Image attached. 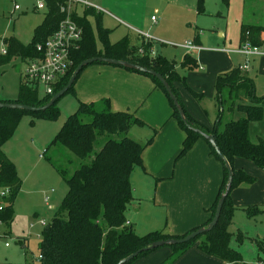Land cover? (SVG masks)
Segmentation results:
<instances>
[{
	"label": "trees",
	"instance_id": "1",
	"mask_svg": "<svg viewBox=\"0 0 264 264\" xmlns=\"http://www.w3.org/2000/svg\"><path fill=\"white\" fill-rule=\"evenodd\" d=\"M223 1L226 5H229L230 0ZM45 3L44 19L35 28L30 43L25 44L14 36L4 38L7 53L0 55L1 64L8 62L14 56H19L26 62L28 59H34L42 55L36 46L38 43H45L57 30L59 23L66 15L61 11V7L67 5L66 0H45ZM198 3V10L204 12V0H198ZM92 16L96 17L97 34L93 23L90 21ZM73 18L83 27L84 36L80 48L72 53V66L56 84L53 94H41L38 87L30 86L22 80L16 99L0 98V101L19 102L32 106L45 105L54 94L68 83L74 70L83 60L96 56L128 60L161 73L183 105L193 127L199 128L208 134H215L218 146L233 168L234 179L217 225L211 231L187 243L169 245L172 248L171 253L160 264H173L193 246H197L207 255L222 260L225 264H249L243 259L240 252L231 247L230 243L233 236L231 228L234 223V214L236 209L239 208L232 200V192L241 186L253 185L257 181L256 177L244 170L235 169L233 166L234 160L235 158L251 159L264 170V140L260 139V141L254 142L250 133L251 123L260 121L264 117V95H257L254 79L244 73L240 67H234L227 72L219 73L215 84L219 112L213 125L207 126L187 111L179 96L175 83L186 82V77L179 73V62L176 59H169L162 54L151 56L152 43L149 41L142 43L141 48H143L144 53H140L139 48L136 46L130 48L128 37H123L112 43L110 41L111 30L104 27L102 16L97 14L93 7H85L81 14L75 10ZM98 42L101 46L98 45ZM245 42L264 48V25L242 23L240 43ZM180 65L185 69L199 67L197 60L189 54H185ZM131 71L150 77L155 86L163 90L168 97L173 108V117L185 134L181 151L176 160L189 153L199 139H204L209 144L210 153L222 161L216 150L203 136L185 125L160 80L147 73L136 70ZM76 81L68 92L75 91ZM225 88H228L230 93L233 94L232 98L234 97L229 108L230 112L233 113L235 109H238L243 111L246 116L232 119L226 123L224 129H220L224 102L222 91ZM191 91L195 98L203 99L202 93ZM241 99H247L250 102L248 104H237L236 101ZM57 101L44 111L33 112L0 108V189L8 190L6 196L0 197V205H3L0 209V222L10 224L13 221L15 215L14 204L23 185L16 165L6 155L2 146L13 135L25 112L44 113L56 119L59 113L56 108ZM134 125L142 126L146 125V122L135 113L114 111L111 108L109 98L89 103L81 101L76 112L67 117L56 135L55 143L66 147L77 157L85 159L90 156L100 136H108V139L101 149L96 152L90 163L82 164L65 178L68 192L62 201L61 209L44 226L41 232L42 239L39 245L41 257L28 264H117L121 259L154 241L185 237L188 233L197 229L194 228L182 235L172 234L166 229L139 235L132 224H127L126 212L135 199L131 175L138 167L145 169L144 152L154 140V137H152L147 143H141L127 136ZM115 135L122 137H111ZM227 179L228 170L224 166V175L219 193L213 205L207 209L211 215L204 225L213 219ZM160 180V178L157 179V181ZM258 206L264 207V205L246 207L250 217L264 212L263 210L259 211ZM240 207L245 209V206ZM63 213H66L67 216L64 217ZM241 237L242 234L238 233V239H241ZM154 250L144 251L127 264Z\"/></svg>",
	"mask_w": 264,
	"mask_h": 264
},
{
	"label": "rangeland",
	"instance_id": "2",
	"mask_svg": "<svg viewBox=\"0 0 264 264\" xmlns=\"http://www.w3.org/2000/svg\"><path fill=\"white\" fill-rule=\"evenodd\" d=\"M87 1L101 5L129 25L149 32L155 41L154 54H162L179 62L178 71L186 77V82H176L175 87L187 111L207 126L213 125L219 112L215 89L219 73L246 65L247 68H244L243 72L254 79L257 95H264V56L250 58L248 61L247 57L237 50L241 45L239 35L242 22L264 25V0H230L229 5L223 0H204V12L198 10V0ZM37 2L38 0H0V55L5 54L3 50L7 49L4 43L6 37L14 36L25 44L32 41L34 30L42 23L46 12V9L36 7ZM16 5H19V9L15 8ZM90 20L97 34L96 17L92 16ZM103 23L104 27L113 30L110 34L112 43L128 35L129 47L136 46L140 50L142 43L148 40L114 19L104 18ZM220 29L227 34L226 38L220 37L218 33ZM185 40L197 45L199 41L202 48L188 51L180 46L162 45L163 41L183 43ZM98 45L101 46L100 42ZM185 54L195 58L199 67L183 68L180 62ZM103 65L104 63H93L85 67L76 81L75 91L66 93L57 101L56 108L59 113L56 119L44 113L25 112L13 135L3 144L2 148L16 165L23 185L14 204L13 221L10 224L0 222V264H28L38 259L42 229L58 214L68 192L65 178L82 164L90 163L108 139V136H100L93 153L85 159L77 157L66 147L55 143L56 135L67 117L79 108L80 81H86V75L91 70ZM25 68L26 63L19 56L0 63V97L18 96L21 78L25 79ZM148 78L153 82L150 77ZM90 82L91 85L98 86L105 83V80L97 78ZM191 90L202 93L203 99L195 98ZM40 93H43L42 89ZM232 96L228 88L222 91L224 102L220 129H224L228 121L246 116L238 109L230 112L229 108L234 98ZM249 102L247 99L236 101L237 104ZM137 106L125 108L124 111L134 113ZM147 106V100L139 101L140 109L137 116L141 119L145 116L140 112ZM155 107L152 105V109L146 115L151 120L156 118ZM156 129L152 124L143 127L134 125L127 136L147 143L152 137L155 138ZM250 133L254 142L264 140V117L251 123ZM217 160L224 170L223 162ZM233 166L256 177L257 181L249 187L240 188L245 190L241 198L245 209L239 207L235 211L230 245L240 252L249 264H264V212L250 217L246 209L247 206L264 205V170L247 158H235ZM146 173V168L143 170L141 167L132 173L131 183L135 199L126 212L139 235L155 230H168L165 226L168 220L167 207L166 204L158 202V197L170 198L172 203L174 201L172 197L178 196H175L174 192L172 196L167 189H160L159 192V188L156 187L158 178L155 176L151 178V175ZM180 186L178 183L175 190ZM46 197H49L48 201ZM258 210L264 211V207L258 206ZM63 216L67 214L63 213ZM238 233L242 234L241 239H238ZM166 250H172L171 246L159 247L130 264H160L166 256L156 261ZM196 252L200 254L199 251ZM216 262L224 264L221 260ZM182 264H197L196 255H189Z\"/></svg>",
	"mask_w": 264,
	"mask_h": 264
},
{
	"label": "crops",
	"instance_id": "3",
	"mask_svg": "<svg viewBox=\"0 0 264 264\" xmlns=\"http://www.w3.org/2000/svg\"><path fill=\"white\" fill-rule=\"evenodd\" d=\"M94 5L99 8H96V13L102 16L103 22L104 18L108 17L118 21L120 24L126 25L125 27L133 30L142 38L144 37L140 35L137 30L150 35L149 32L144 31L143 29L129 25L124 20H122V18L116 16L111 11H108L105 7L102 8L101 5L98 4ZM84 8L85 6L80 4L77 6L76 10L81 14L83 13ZM152 19H154V17H152ZM108 28L112 33V28ZM218 33L220 34L221 38H226L227 34L221 29L218 30ZM198 34H200V32ZM127 36L128 35L124 37ZM147 41L152 43L151 56H156V54L152 55L155 41H153V39H148ZM197 43L199 46H202L199 41H197ZM168 44L173 47H177L175 44L181 43L172 41L162 42V45ZM219 50H221V48ZM245 56L249 61L250 58L264 55ZM245 66L240 65L239 67L244 71V68H247ZM86 77V81L81 80L78 85V93L81 96L80 101L82 102H97L104 98H109L111 102V108L114 111H124L125 108L136 107L138 105V108L135 109L136 112H134L137 115V112L140 109L139 101L141 99L148 101V106L140 112L145 116L143 118L144 120H142L146 122L145 126L152 124V126L156 127L157 129L153 143L148 146L144 152V164L147 172L146 174H150L151 178L155 176L161 179L158 181L156 186L159 188V192L160 189H167L166 191L170 192L172 196L173 192L175 196L178 195L177 197H172L174 200L172 203L170 198L165 199L166 197H158V202L160 201L162 204H166L167 207L168 220L166 221L165 226L168 228V230L166 229V231L172 234L182 235L188 233L194 228L204 225L211 215L207 209L210 208L215 202L224 175V170L221 164L215 158V156L210 153L211 150L209 144L204 139H199L189 153L179 160H176V157L181 151L183 145V140L185 137L184 131L179 126L177 120L173 117V108L171 107L166 94L160 88L156 87L146 75L128 70L123 67L104 63L103 66H99L96 68V70H91V72H89ZM97 78L104 79L105 83H100L98 86L91 85L90 81L92 80L94 82ZM17 97L0 98L12 100L16 99ZM152 105L156 106L154 109L156 110V118L154 120L146 117V115L149 114L150 109H152ZM143 126L144 125L141 127ZM148 181H150V179H148ZM178 183L181 186L178 190H175V186ZM242 187L244 186H241L232 192V200L234 204L239 207L245 206L242 205L241 202L242 193L245 191L240 190ZM154 200V203H156V199ZM128 221L129 224L133 225L129 219ZM27 241L28 240L26 239L25 242ZM196 251H199L198 253L200 254H197ZM170 253L171 250L162 252L156 262L165 256L167 257ZM189 255H196L197 264H217L218 262L216 261L220 260L207 255L197 246H193L184 254H182L173 264H182L183 261L189 257Z\"/></svg>",
	"mask_w": 264,
	"mask_h": 264
},
{
	"label": "built area",
	"instance_id": "4",
	"mask_svg": "<svg viewBox=\"0 0 264 264\" xmlns=\"http://www.w3.org/2000/svg\"><path fill=\"white\" fill-rule=\"evenodd\" d=\"M67 5L61 7V11L66 13L65 17L59 23L57 30L46 40L45 43H38L37 50L42 53L41 56L34 59H28L26 61V68L24 71V81L30 86H36L43 91L42 94H53L56 84L60 79L66 75L68 70L73 64L72 53L74 50H78L81 46V42L84 36V29L73 18V12L78 5L85 7L96 8L93 3L87 0H66ZM37 7L40 9H46L45 0H38ZM19 9V5L15 6ZM140 35L147 39H152L147 33L137 30ZM188 50L201 49L202 46L194 44L190 41H185L181 44H175ZM238 51L251 56V55H264V48L254 46L250 42H245L240 45ZM140 53H144L143 48L139 50ZM3 53H7V49L3 50ZM152 55L154 50H152ZM246 67V66H245ZM7 189L0 191V197L6 196ZM49 197H46L48 201ZM3 205H0L2 209ZM44 223V221H42ZM129 224V221H127ZM9 246V244H6ZM41 255L38 256V259Z\"/></svg>",
	"mask_w": 264,
	"mask_h": 264
},
{
	"label": "water",
	"instance_id": "5",
	"mask_svg": "<svg viewBox=\"0 0 264 264\" xmlns=\"http://www.w3.org/2000/svg\"><path fill=\"white\" fill-rule=\"evenodd\" d=\"M96 62L115 65V66L123 67L126 69H131V70H136V71H139L142 73H147V74H150L152 76H155L158 80H160V82L163 84V86L167 90L168 94L170 95V98L172 99L174 105L176 106V108L179 112V115H180L182 121L185 123V125H187L190 129H193L196 132H198L201 136H203L210 143V145L216 150L217 154L219 155L220 159L224 162L225 167L228 170V179H227V183L225 185V189L219 198L214 217L208 224L198 227L197 229L188 233L185 237L168 238V239L154 241V242L148 244L147 246H145V247L135 251L134 253L128 255L127 257L121 259L119 262H117V264H127L131 260L136 258L138 255L143 253L144 251L154 250V249H157L159 247H163V246H167V245H176V244L187 243V242L191 241L192 239H195L196 237H198V236H200V235H202L208 231H211L217 225L219 218H220V215H221V212H222V209H223V205L225 203V200L231 191V187H232V183H233V179H234V171H233V168H232L230 162L227 160L225 155L222 153L220 147L218 146L216 138H215V134H208L199 128L193 127L190 119L188 118V116L185 112L183 105L179 102L177 96L173 92L171 85L169 84L167 79L161 73L155 71L154 69L144 67L142 65L133 63V62L128 61V60H122V59H116V58H110V57H104V56H96V57H92V58H88V59L83 60L74 70V72H73L72 76L70 77L68 83L61 90H59L56 94H54L53 97L49 100V102H47L45 105L32 106V105H28V104H24V103H19V102H3V101H0V108L18 109V110L33 111V112L34 111H44V110L48 109L49 107H51L57 100H59L61 97H63L68 92V90L75 83L79 73L82 71V69L85 66L92 64V63H96Z\"/></svg>",
	"mask_w": 264,
	"mask_h": 264
}]
</instances>
